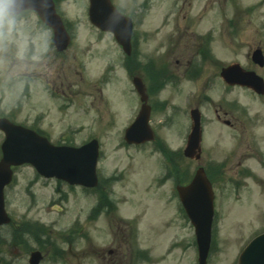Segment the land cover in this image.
Returning <instances> with one entry per match:
<instances>
[{
    "label": "rangeland",
    "instance_id": "1",
    "mask_svg": "<svg viewBox=\"0 0 264 264\" xmlns=\"http://www.w3.org/2000/svg\"><path fill=\"white\" fill-rule=\"evenodd\" d=\"M142 1L137 0V3ZM187 1L192 3V16L198 11V2L199 14L202 6H207L209 1L212 3L211 10H207L200 23L199 34L209 29L215 15L236 21L235 35L232 34V39H217L211 48L214 62L203 63L199 76L203 145L198 162L188 161L182 155L190 131L189 111L196 107L194 98L198 83L194 81L182 79L169 86L161 84L156 76L155 84L160 86L150 117L156 141L139 147L124 143L123 129L134 117L136 98L127 90L130 86L121 71L115 81L99 84L108 62L117 63L119 53L115 42L100 37L89 23L87 0H61L58 6L63 19L72 27L75 40L64 57L52 53L55 63L50 67H55V73L67 76L68 82L64 84H72L71 100L60 98L58 103L48 99L42 81L33 74L35 68L37 73V64L25 70L23 76L30 77L32 85L28 96L19 98L23 82L27 81L22 77L15 78V75H21L23 61L31 50L29 46L35 48L31 50V61L42 53L44 57L50 54L46 31L37 24L34 15L27 14L15 23L11 32L0 37V41H8L9 47L18 49L16 52L6 48L0 50V58L5 59L0 60V72L4 75L9 72L14 75L13 81L20 84L8 92L3 91L0 111L6 108V112L11 111L13 119L29 125L31 120L44 117L42 124L52 128L44 131L49 133L54 144L70 142L81 146L96 138L99 141L97 175L100 179L115 181L106 189L115 203V211L96 215L91 210L101 187L89 192L40 178L30 166L14 170L13 182L5 190L7 213L18 225L31 230L28 223L38 222L59 238V244L50 242L52 246L57 244L59 256L51 259L53 253L47 248L41 264H197L193 228L181 211L175 181L182 171L191 176L199 165L217 170L224 164L222 170L225 169V173L228 168L233 172L226 173L221 183L212 182L215 197L213 248L207 264H236L238 249L248 237L264 228V164L250 160L246 164L251 169L250 176L238 178L234 174L239 152L245 149L237 138L246 141L255 134L264 150V101L244 89H225L217 72L219 65L222 67L232 62L247 66L246 56L256 45L264 51V0ZM113 2L119 3L117 0ZM156 4V11L143 21L148 36L140 40L138 49L140 53L156 55L166 62L167 30L162 21L167 7L164 11V7L159 9V6L166 5L162 0ZM247 8V15L241 13ZM157 29L160 35L149 37V33ZM255 71L264 79V68ZM90 83L97 85V90H93L94 104L88 98ZM129 89L132 91L131 87ZM232 101H235L237 110L223 117L221 113L229 111L228 103ZM216 113L221 119L231 121L233 129L229 130L221 121H216ZM247 119H250L251 127L246 124ZM241 127H250V130ZM168 171L175 177L167 176ZM230 181H237L238 189ZM128 224L133 225L134 236ZM74 229L77 231L75 235H79L75 245H63L61 239L66 236L63 240L67 241L69 232L70 241L76 240V236L73 238ZM10 233V227L0 229L4 241L0 247L2 264H28L27 254L10 241ZM127 240L131 247L146 253V262H133L134 254L130 255ZM34 244L30 242L32 249L37 248ZM109 250L114 251L113 255L107 254Z\"/></svg>",
    "mask_w": 264,
    "mask_h": 264
},
{
    "label": "water",
    "instance_id": "2",
    "mask_svg": "<svg viewBox=\"0 0 264 264\" xmlns=\"http://www.w3.org/2000/svg\"><path fill=\"white\" fill-rule=\"evenodd\" d=\"M22 10L35 11L42 22L53 30V44L57 51L61 52L67 48L70 39L55 13L51 0H16L13 5L14 14H19ZM117 17L108 0H91L89 8L91 23L101 30L114 32L117 41L129 51L130 23L124 25L120 20L114 19ZM252 61L263 66L261 51L253 53ZM220 76L230 86H243L257 94H264L263 80L254 72L245 71L237 64L222 69ZM137 90L141 100L145 102L143 87L139 86ZM149 113L150 108L143 104L139 115L125 131L124 140L127 144L139 145L153 140L154 135L148 125ZM190 119L191 131L187 137L183 155L197 160L201 152V126L197 110L191 111ZM0 130L5 134L1 145L2 159L0 161V225L8 224L10 221L4 210L3 188L11 181V166L29 164L45 178L54 177L69 185H81L88 188L96 186L95 166L98 158L96 140L79 148L53 146L47 139L4 119L0 120ZM177 193L195 229L199 264H206L213 219V192L204 170L197 169L188 185L177 187ZM263 257L264 235L251 242L241 254L239 263L264 264ZM41 258L39 252H33L30 255L29 264H38Z\"/></svg>",
    "mask_w": 264,
    "mask_h": 264
},
{
    "label": "flooded vegetation",
    "instance_id": "3",
    "mask_svg": "<svg viewBox=\"0 0 264 264\" xmlns=\"http://www.w3.org/2000/svg\"><path fill=\"white\" fill-rule=\"evenodd\" d=\"M120 1L121 4H117L118 11L123 15L128 16L133 24L132 40L134 41V45L132 44V55L131 57H125L124 53L121 52L120 58L117 63H114L113 61L108 62L107 69L102 74L99 84L105 85L115 81L118 77V71H121L126 76V79L130 82L133 80V78L140 79L145 87L148 101L153 102L154 98L156 97L154 91L156 89V86L159 84H155L156 76L158 77V81L161 84L164 83L168 84L169 86L176 85L182 79L194 81L195 83H198L194 99L196 101L197 109L199 110V76L202 73V65L205 62L204 55H211V48L213 49L214 43H216L218 38L225 37L228 39H232V34L234 33L235 35L236 22L234 20L230 21L225 19L224 17L222 18L215 15L213 23L210 25L209 29L205 31V33L199 34L200 23L205 18L207 10L209 12L212 8L211 1L207 3V6H202L200 14L198 2V11L195 16H192L190 14V10L192 8L191 1L188 2L187 0H171V2L169 3L168 0H162L164 3H166V5L159 6V9L162 10L164 7V11L167 7L165 16L162 21L163 28L167 30L164 45L167 52L165 62V59H158L156 55H149L145 52L140 53L138 49L140 40L143 38H147L148 36V30L145 29L143 21L156 11V1L160 2V0H143L139 3H137V0H130L129 2L125 3H122V1L124 0ZM99 35L102 37L103 35L107 34L100 32ZM159 35L160 31L158 29L157 31H151V33H149V37ZM137 51L139 52V54L137 53ZM52 57L53 59L49 60ZM54 59L55 56L52 53H50L46 57L41 55L39 58H37L36 61L25 59L23 61V69L21 75L19 74L15 76L25 78L27 82L32 84V80H28V77L23 76V74L25 73V70H27L28 68H33V66H36L37 64V73L34 71L36 69L35 68L33 69V74L36 77L40 78L42 84L47 88L50 96H58L60 92L62 94H71L72 84L69 83L67 84V86H65L64 84L65 82H68L67 76L64 73H55V67H50V65L54 66ZM248 66L255 67L251 62H249ZM64 86L65 89H63ZM88 88V98L91 99L90 102L94 104V102L96 101V97L93 93V90H97V85L94 83H90L88 85ZM229 89L233 90L234 87H230ZM133 93H135L134 90ZM257 97L261 100H264V96ZM233 110L236 111L234 104H231L229 107V111L222 112V115L227 116V114H229L228 112H231ZM220 111H222V109ZM218 113H216V119L219 122L221 121L226 126V128H230L229 130L233 129L234 124L227 119H221V116ZM246 122V124L250 126V119H247ZM250 127L241 128L248 131V129L250 130ZM27 128H30L35 132L37 130L40 133H43V131L34 124L27 126ZM241 136L243 137L242 133ZM237 140L240 142V144H244L245 149L239 152L240 158L235 166V169H237V171H235L234 174L235 177L239 176L238 178H244L246 177L247 162L250 160H255L258 163H262L264 154L261 151V141H258L255 134H251V137H248L246 141H244V138L240 137L237 138ZM223 168L224 166L222 167V169ZM222 169L219 168V170H217L216 172L215 179L218 183H220L224 179V175L226 173L227 175L233 173L228 171L229 168L227 169L226 173L225 169ZM237 184L239 183L235 181V185ZM261 233H264V230H262ZM255 236L250 237L249 240ZM112 254L113 251H111L109 256H111Z\"/></svg>",
    "mask_w": 264,
    "mask_h": 264
},
{
    "label": "clouds",
    "instance_id": "4",
    "mask_svg": "<svg viewBox=\"0 0 264 264\" xmlns=\"http://www.w3.org/2000/svg\"><path fill=\"white\" fill-rule=\"evenodd\" d=\"M16 0H0V37L4 35L5 30L11 32L15 26V14L13 5Z\"/></svg>",
    "mask_w": 264,
    "mask_h": 264
},
{
    "label": "trees",
    "instance_id": "5",
    "mask_svg": "<svg viewBox=\"0 0 264 264\" xmlns=\"http://www.w3.org/2000/svg\"><path fill=\"white\" fill-rule=\"evenodd\" d=\"M167 176H172V177H175L174 175H171L170 173H169V171H168V173H167ZM184 172L182 171V175H180V177L175 181V183L176 184H183V182H184ZM109 206V203H108V201L106 200V198H105V196H103V195H101L100 196V202H99V205H97V207H96V210H100V208L101 207H103V206Z\"/></svg>",
    "mask_w": 264,
    "mask_h": 264
}]
</instances>
